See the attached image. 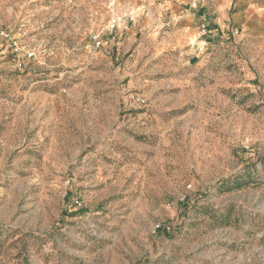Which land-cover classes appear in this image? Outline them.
I'll return each instance as SVG.
<instances>
[{
	"label": "rangeland",
	"instance_id": "374dc122",
	"mask_svg": "<svg viewBox=\"0 0 264 264\" xmlns=\"http://www.w3.org/2000/svg\"><path fill=\"white\" fill-rule=\"evenodd\" d=\"M171 1L0 0V264H264V47Z\"/></svg>",
	"mask_w": 264,
	"mask_h": 264
},
{
	"label": "crops",
	"instance_id": "0c3cea01",
	"mask_svg": "<svg viewBox=\"0 0 264 264\" xmlns=\"http://www.w3.org/2000/svg\"><path fill=\"white\" fill-rule=\"evenodd\" d=\"M190 2L168 3L177 13L175 20L180 23L179 37L183 40L202 48L210 44L229 46L238 40L264 47V0H198L196 8ZM202 25L208 28L206 36L201 33Z\"/></svg>",
	"mask_w": 264,
	"mask_h": 264
},
{
	"label": "built area",
	"instance_id": "2783aa9c",
	"mask_svg": "<svg viewBox=\"0 0 264 264\" xmlns=\"http://www.w3.org/2000/svg\"><path fill=\"white\" fill-rule=\"evenodd\" d=\"M198 4V0H191L190 5L192 8H196ZM201 33L203 36H206L208 34V28L206 25H202L201 27ZM101 43L98 42L97 45L99 46Z\"/></svg>",
	"mask_w": 264,
	"mask_h": 264
}]
</instances>
